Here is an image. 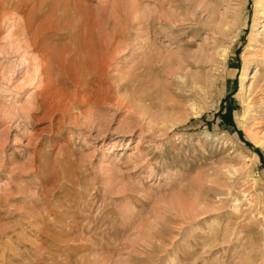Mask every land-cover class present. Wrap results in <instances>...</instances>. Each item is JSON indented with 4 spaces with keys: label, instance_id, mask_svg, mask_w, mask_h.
<instances>
[{
    "label": "rangeland",
    "instance_id": "rangeland-1",
    "mask_svg": "<svg viewBox=\"0 0 264 264\" xmlns=\"http://www.w3.org/2000/svg\"><path fill=\"white\" fill-rule=\"evenodd\" d=\"M233 3L0 0V264H264V0Z\"/></svg>",
    "mask_w": 264,
    "mask_h": 264
},
{
    "label": "bare ground",
    "instance_id": "bare-ground-1",
    "mask_svg": "<svg viewBox=\"0 0 264 264\" xmlns=\"http://www.w3.org/2000/svg\"><path fill=\"white\" fill-rule=\"evenodd\" d=\"M233 1L234 0H227V9H228V11L230 12V17H229V19L228 20H225V22H224V24H225V27L226 28H232V30L234 29V31H235V29H236V27L238 26V25H236L237 23L239 24V22H238V20H239V15L236 13V11H235V6H234V3H233ZM235 1H237V0H235ZM257 7H259V8H262L263 7V5H262V2H260L259 1V3H258V5H257ZM78 45V44H77ZM81 45V44H80ZM87 48V47H86ZM264 50V49H263ZM263 53H264V51H263ZM63 54V53H62ZM84 59V58H83ZM80 64V63H79ZM246 68V70H245V73L248 71V69H247V66L245 67ZM78 70V69H77ZM78 72V71H77ZM83 72V71H82ZM79 74H81V73H79ZM82 76V75H81ZM83 77V76H82ZM245 77H246V74H245V76L242 78V81L245 79ZM243 83V82H242ZM241 87H242V84H241ZM259 145V146H261V147H263L264 148V137H263V139H261V140H257L256 141V145Z\"/></svg>",
    "mask_w": 264,
    "mask_h": 264
}]
</instances>
